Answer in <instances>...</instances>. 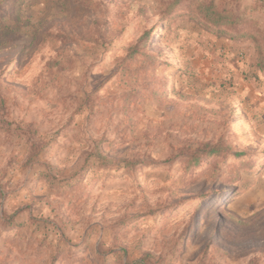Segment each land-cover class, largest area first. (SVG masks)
<instances>
[{"label":"rangeland","instance_id":"rangeland-1","mask_svg":"<svg viewBox=\"0 0 264 264\" xmlns=\"http://www.w3.org/2000/svg\"><path fill=\"white\" fill-rule=\"evenodd\" d=\"M208 1L0 0V264H264V0Z\"/></svg>","mask_w":264,"mask_h":264},{"label":"trees","instance_id":"trees-1","mask_svg":"<svg viewBox=\"0 0 264 264\" xmlns=\"http://www.w3.org/2000/svg\"><path fill=\"white\" fill-rule=\"evenodd\" d=\"M198 11L193 13L194 16L199 18L200 26L211 33L216 34L217 36L223 35L225 30L230 31V37L233 38L235 34L240 33L242 29L247 27V24L252 22L246 17H240L237 14H228L223 15L222 11L219 10L213 0H209L204 4L197 7ZM241 26V27H239ZM152 30H146L142 33V35L137 39V41L128 47L127 52V60H133L140 55L150 56V53H147L146 46L149 43V39L151 38ZM242 35V34H241ZM236 38V37H234ZM260 64V60L258 62ZM219 146V145H218ZM220 147V146H219ZM219 147H206L204 152V157L207 159H211L213 164H216L219 160H225V157H222L224 154L222 149ZM236 157L244 156L243 153H234ZM102 158V157H101ZM104 159V158H103ZM106 161V159H104ZM99 163L103 164V166H111L106 162ZM108 162V161H107ZM198 161H193L192 164L189 163L190 166H194ZM131 166H135L136 164L142 165V161H137L135 163H127ZM95 166H98L97 164ZM99 166V167H103ZM90 168V165H89ZM187 168V167H186ZM8 220V219H7ZM148 259L136 260L134 262H123L120 261V264H147Z\"/></svg>","mask_w":264,"mask_h":264}]
</instances>
